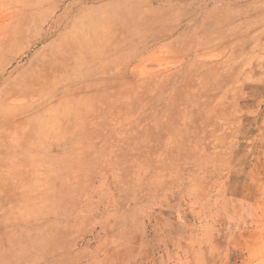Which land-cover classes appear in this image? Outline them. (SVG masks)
Returning a JSON list of instances; mask_svg holds the SVG:
<instances>
[{"label": "rangeland", "instance_id": "374dc122", "mask_svg": "<svg viewBox=\"0 0 264 264\" xmlns=\"http://www.w3.org/2000/svg\"><path fill=\"white\" fill-rule=\"evenodd\" d=\"M0 264H264V0H0Z\"/></svg>", "mask_w": 264, "mask_h": 264}]
</instances>
